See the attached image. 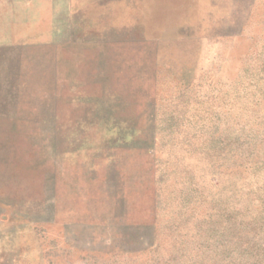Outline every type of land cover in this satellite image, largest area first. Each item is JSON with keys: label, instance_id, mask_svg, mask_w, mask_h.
I'll list each match as a JSON object with an SVG mask.
<instances>
[{"label": "rangeland", "instance_id": "374dc122", "mask_svg": "<svg viewBox=\"0 0 264 264\" xmlns=\"http://www.w3.org/2000/svg\"><path fill=\"white\" fill-rule=\"evenodd\" d=\"M0 264H264V0H0Z\"/></svg>", "mask_w": 264, "mask_h": 264}, {"label": "water", "instance_id": "95a60500", "mask_svg": "<svg viewBox=\"0 0 264 264\" xmlns=\"http://www.w3.org/2000/svg\"><path fill=\"white\" fill-rule=\"evenodd\" d=\"M54 114V113H53ZM54 116V115H53ZM53 116L51 118H53Z\"/></svg>", "mask_w": 264, "mask_h": 264}]
</instances>
